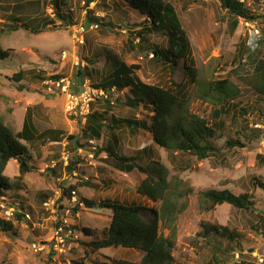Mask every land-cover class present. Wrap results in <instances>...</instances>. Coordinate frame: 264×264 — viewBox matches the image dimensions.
I'll use <instances>...</instances> for the list:
<instances>
[{"label": "rangeland", "instance_id": "374dc122", "mask_svg": "<svg viewBox=\"0 0 264 264\" xmlns=\"http://www.w3.org/2000/svg\"><path fill=\"white\" fill-rule=\"evenodd\" d=\"M87 1L66 0L62 11L74 23L67 26L55 14L52 0H0V44L10 50L9 57L0 59V120L12 132H19L31 108L38 131L52 130L44 142L24 141L31 154L32 171L21 176L15 159L6 167L4 174L11 189L0 196V217L9 219L11 209L23 217H10L15 221L14 232L0 230V264H120L137 263L143 257L141 250L113 246L93 250L86 245L104 237L112 215L107 208L80 204L81 197L97 204L110 199L147 208L158 207L159 203L137 194L145 175L137 170L121 171L113 157L105 152L98 156L94 153L95 147L112 141L110 132L105 130L101 139L82 137L85 124L65 111L66 97L52 85L54 76H60L70 78L76 88L80 68L93 73L94 79H84L99 83L110 67L108 52L139 66L134 74L145 83L173 91L182 84L190 112L206 118L217 129L213 143L220 152L202 160L157 146L148 128L130 130L124 126L116 131L118 154L137 156L143 165L152 158L160 159L173 175H179L194 189L187 209L174 222V264H235L233 256L237 250L264 252V188L257 183L264 182V96L240 77L252 68L248 56L252 45H247L257 44L264 37L251 34L242 18L233 31V17L218 0H166L175 7L191 42L188 60L197 69V81L192 82L183 72L182 62L173 70L168 63L155 60L151 49L153 44L166 47L164 34L150 35L144 51L130 50L131 41L139 42L132 32L147 23L146 15L125 0ZM243 2L256 18L264 20L262 3ZM89 16L102 18L103 25L86 30L85 44L80 46L74 34ZM259 48L262 57L264 44ZM239 67L245 69L243 74L234 72ZM19 72L21 77H16ZM225 78L239 90L234 100L218 105L201 97V85ZM130 90V86L123 91L112 90L107 97L92 101V111L104 112L106 124L112 115L149 120L153 111L144 109L142 104L131 107L123 99ZM107 99L115 102L111 111H106ZM219 110L222 111L217 114ZM71 136L76 139L70 140ZM232 139H240L245 145L230 148L227 141ZM64 154L70 160L81 158L72 173L64 165ZM70 186H75L77 203L63 195V188ZM212 188L252 194L255 207L241 209L224 203L203 211L198 192ZM203 223L228 226L234 236L222 232L203 235ZM84 227L93 229L94 236L86 235Z\"/></svg>", "mask_w": 264, "mask_h": 264}, {"label": "trees", "instance_id": "16d2710c", "mask_svg": "<svg viewBox=\"0 0 264 264\" xmlns=\"http://www.w3.org/2000/svg\"><path fill=\"white\" fill-rule=\"evenodd\" d=\"M93 0H88L91 3ZM130 6L146 15L145 21L139 30L132 32L134 40L138 39V44L130 42V50L144 51L145 45L150 42V35L155 33L164 34L167 38L166 47H160L153 44L152 51L157 61L165 62L173 70L182 62V68L185 75L191 77L192 82L197 81V69L189 63L191 54V42L187 32L182 26L175 7L166 0H125ZM233 17L231 28L234 31L239 23V19L254 20L257 16L253 15L241 0H218ZM257 2L258 0H254ZM56 8L55 14L67 26L73 25V21L68 19L62 11L66 0H52ZM91 13V12H89ZM86 30L96 25L98 28L103 25L102 18L88 17L85 24ZM17 26V25H16ZM15 26V27H16ZM14 27V28H15ZM262 42V43H261ZM257 43L264 44V39L257 40ZM255 44V46L253 45ZM249 58L252 68L247 74L241 75L242 81L255 92L264 96V56H260V48L256 43H249L251 46ZM82 46V45H80ZM250 49V47H248ZM247 50V48H246ZM10 56V50L4 49L0 44V59ZM107 63L109 69L107 75L101 78L99 83L91 82L96 88H103L105 91L112 92L123 91L130 86V95L124 94L123 99L131 107L143 108L154 113L149 115V120H140L138 118H117L112 115L110 123L105 122V113L93 110L86 119L82 137L90 139H101L105 133L110 132L112 141L108 140L105 146L95 148L94 153L98 156L106 153L108 157H113L117 161L118 168L124 172L137 170L145 175L137 187V194L144 196L153 202L159 203L158 207L147 208L139 204H126L116 200H104L95 202L92 199L81 197L80 203L88 208L100 207L111 210L112 219L110 226L103 231L104 237L94 239L91 243H86L93 250H99L106 247H124L136 249L144 252L140 262L121 261L120 264H174L175 256L173 251L176 245L177 230L174 222L178 216L187 209L189 204V195L194 191L191 184L183 180L179 175H173L171 169L160 159L152 158L147 164L139 163L137 156L120 155L116 152V140L118 139L116 131L118 128L128 126L130 130L139 128L147 129L152 132L154 143L164 149L179 151L183 154L195 156L198 160L211 158L220 152V149L213 143L217 136V129L208 120L188 109V97L182 84L176 85V90L151 85L135 76V70L139 66L128 64L123 58L107 53ZM242 67L245 64L239 63ZM238 66V65H237ZM243 74L244 68L234 70L235 73ZM17 74L16 77H21ZM84 76L94 79L93 73L87 68L79 69L76 79L79 83L84 80ZM59 79L60 76H54ZM202 86L203 99H212V101L223 105L236 98L239 90L233 85L230 79L225 78L216 81H210ZM200 90V85L198 86ZM77 89V88H76ZM107 104L106 111L114 108V101L105 100ZM223 110V109H222ZM222 110L216 111L219 114ZM52 130L47 129L39 132L32 119V110L28 109L23 122L21 131L12 132L2 120H0V196L5 191L11 189V183L5 176V170L11 160H17L21 176L30 172L34 167L30 164L31 154L28 144L35 142H44ZM57 138V137H56ZM76 139L71 136L70 140ZM79 143V142H77ZM245 144L240 139L227 141L230 148L241 147ZM82 147V146H81ZM148 150L145 148L144 151ZM78 160L69 159L66 169L72 173L76 168ZM185 170V169H183ZM182 170V171H183ZM264 188V182H257ZM89 185H95L87 182ZM75 186L63 188V195L71 197V191ZM198 201L200 209L203 211L214 210L217 205L228 203L231 206L247 209L255 207V200L252 194L247 192L236 194L229 189L217 190L208 189L198 192ZM79 206V204L77 205ZM76 209V208H75ZM27 213L24 215L26 216ZM264 214V213H263ZM18 220L23 215L15 213ZM203 235L210 236L211 233H225L233 238L234 233L228 226L202 224ZM264 231V222L261 224ZM15 221L13 218L0 217V230L4 232H14ZM83 231L88 236H94V230L84 227ZM81 264H83L81 262Z\"/></svg>", "mask_w": 264, "mask_h": 264}, {"label": "built area", "instance_id": "2783aa9c", "mask_svg": "<svg viewBox=\"0 0 264 264\" xmlns=\"http://www.w3.org/2000/svg\"><path fill=\"white\" fill-rule=\"evenodd\" d=\"M242 2L244 0H241ZM250 4L262 3L264 7V0H250ZM263 18H256L251 22L248 20L246 23L249 25L251 34H256L257 36L264 37V23L260 24V20ZM252 23V24H250ZM96 27V25L91 26V28ZM85 25H79L77 31L74 34L75 41L78 45L85 44ZM77 65L80 64L79 57H77ZM77 89L74 87L75 82L70 78L64 77L56 79L53 81V86L60 90V92L66 97L65 111L69 113L75 120H81L82 123L86 122L87 117L92 112V101H96L100 97H107L109 95L108 91H105L103 88H96L89 79H84L81 83L77 82ZM114 91V89H113ZM113 102V101H112ZM256 127H261L260 124H257ZM92 142V141H91ZM93 143V142H92ZM96 148V147H95ZM94 148V150H95ZM66 155V156H65ZM69 155L64 154V165H68ZM71 199L77 203L78 199L76 198V191H71ZM82 204V203H80ZM15 214L14 209H11L8 218L13 217ZM28 217V214H26ZM264 240V233L262 236ZM234 263L235 264H264V252H260L258 249L254 251H236L234 252Z\"/></svg>", "mask_w": 264, "mask_h": 264}, {"label": "crops", "instance_id": "0c3cea01", "mask_svg": "<svg viewBox=\"0 0 264 264\" xmlns=\"http://www.w3.org/2000/svg\"><path fill=\"white\" fill-rule=\"evenodd\" d=\"M261 43H262V42H261ZM261 43H259V44L257 43V45H258V46H261V45H260ZM263 56H264V54H263ZM229 190H230V189H229ZM225 204H226V203H225ZM227 205H229L228 207H231L230 204L227 203ZM227 205H226V207H227ZM263 233H264V231H262V236H263Z\"/></svg>", "mask_w": 264, "mask_h": 264}]
</instances>
